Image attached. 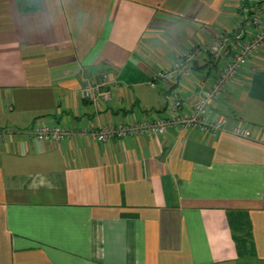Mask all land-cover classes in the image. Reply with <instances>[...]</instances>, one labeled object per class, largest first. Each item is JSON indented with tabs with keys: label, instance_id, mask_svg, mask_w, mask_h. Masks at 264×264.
Returning a JSON list of instances; mask_svg holds the SVG:
<instances>
[{
	"label": "crops",
	"instance_id": "crops-1",
	"mask_svg": "<svg viewBox=\"0 0 264 264\" xmlns=\"http://www.w3.org/2000/svg\"><path fill=\"white\" fill-rule=\"evenodd\" d=\"M34 1L0 0V264H264V47L207 108L226 119L220 133L82 132L167 110L150 73L230 28L237 0ZM209 58L170 84L182 111ZM103 81L109 99L80 96ZM238 121L246 135L232 133ZM37 123L75 134L42 142ZM239 213L252 243L240 250Z\"/></svg>",
	"mask_w": 264,
	"mask_h": 264
},
{
	"label": "built area",
	"instance_id": "built-area-1",
	"mask_svg": "<svg viewBox=\"0 0 264 264\" xmlns=\"http://www.w3.org/2000/svg\"><path fill=\"white\" fill-rule=\"evenodd\" d=\"M236 19L228 29H220L208 44L191 45L173 60L171 68L156 69L150 73L149 87L159 84L166 87L169 108L161 112L146 114L140 118H122L112 124L82 128L97 142H110L125 138L160 136L168 131L193 129L202 133L216 134L224 129V117L208 118L209 105L217 102L225 93L241 67L256 52L264 47V0H237ZM207 53L211 59L209 70L197 72L201 92L189 109L182 111L184 98L176 87L177 79L193 76L196 72L191 59ZM204 84L203 82H205ZM203 81V82H202ZM106 82L88 83L80 88V96L89 102L110 98L104 87ZM34 137L42 142L60 143L69 140L75 131L57 123H37L31 128ZM233 134L246 135L247 128L238 121L231 129ZM4 131L0 128V138Z\"/></svg>",
	"mask_w": 264,
	"mask_h": 264
},
{
	"label": "trees",
	"instance_id": "trees-1",
	"mask_svg": "<svg viewBox=\"0 0 264 264\" xmlns=\"http://www.w3.org/2000/svg\"><path fill=\"white\" fill-rule=\"evenodd\" d=\"M31 6H36V3L34 0H31L30 2ZM233 229L237 232H239V236L237 237V248L242 249L244 247H250L252 245L250 236L248 234V228H247V222L245 221V216L242 213H239L238 216L234 217L232 219ZM247 247V248H248Z\"/></svg>",
	"mask_w": 264,
	"mask_h": 264
}]
</instances>
